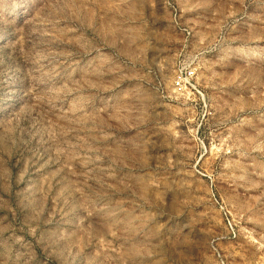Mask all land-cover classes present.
<instances>
[{"label":"rangeland","instance_id":"rangeland-1","mask_svg":"<svg viewBox=\"0 0 264 264\" xmlns=\"http://www.w3.org/2000/svg\"><path fill=\"white\" fill-rule=\"evenodd\" d=\"M0 264H264V0H0Z\"/></svg>","mask_w":264,"mask_h":264},{"label":"built area","instance_id":"built-area-1","mask_svg":"<svg viewBox=\"0 0 264 264\" xmlns=\"http://www.w3.org/2000/svg\"><path fill=\"white\" fill-rule=\"evenodd\" d=\"M192 76V73L189 72L188 73V77ZM182 85H183V81H182V75L179 76L175 82V87L177 88V90H181L182 89Z\"/></svg>","mask_w":264,"mask_h":264}]
</instances>
